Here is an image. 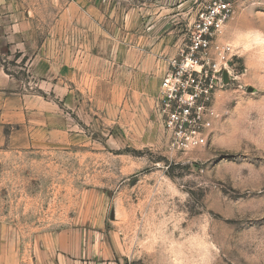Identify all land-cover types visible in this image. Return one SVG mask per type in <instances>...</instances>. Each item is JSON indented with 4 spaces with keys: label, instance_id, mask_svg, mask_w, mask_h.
Here are the masks:
<instances>
[{
    "label": "rangeland",
    "instance_id": "rangeland-1",
    "mask_svg": "<svg viewBox=\"0 0 264 264\" xmlns=\"http://www.w3.org/2000/svg\"><path fill=\"white\" fill-rule=\"evenodd\" d=\"M204 2L0 0L1 64L60 109L0 148V236L23 264H264V0H234L218 33L235 81L205 146L174 147L157 105Z\"/></svg>",
    "mask_w": 264,
    "mask_h": 264
},
{
    "label": "built area",
    "instance_id": "built-area-1",
    "mask_svg": "<svg viewBox=\"0 0 264 264\" xmlns=\"http://www.w3.org/2000/svg\"><path fill=\"white\" fill-rule=\"evenodd\" d=\"M233 6L234 0H205L184 46L170 59L162 78L157 105L178 149L190 151L206 145L205 130L215 116V95L235 81L231 65L237 54L230 44L218 41Z\"/></svg>",
    "mask_w": 264,
    "mask_h": 264
},
{
    "label": "crops",
    "instance_id": "crops-1",
    "mask_svg": "<svg viewBox=\"0 0 264 264\" xmlns=\"http://www.w3.org/2000/svg\"><path fill=\"white\" fill-rule=\"evenodd\" d=\"M7 32V23L2 25L0 17V54L9 38ZM19 32L23 37L22 31ZM40 58V55L34 56L29 64V73L34 76ZM59 110V106L42 95L22 92L21 83L5 71L0 61V148H28L41 133H52ZM4 241L0 236V264H23L15 247L9 250Z\"/></svg>",
    "mask_w": 264,
    "mask_h": 264
},
{
    "label": "water",
    "instance_id": "water-1",
    "mask_svg": "<svg viewBox=\"0 0 264 264\" xmlns=\"http://www.w3.org/2000/svg\"><path fill=\"white\" fill-rule=\"evenodd\" d=\"M225 77V83L227 84L229 82L227 73L224 74Z\"/></svg>",
    "mask_w": 264,
    "mask_h": 264
}]
</instances>
